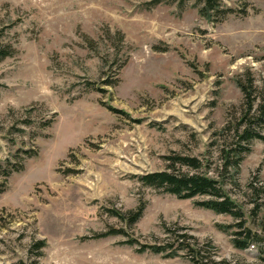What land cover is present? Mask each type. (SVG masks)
Returning a JSON list of instances; mask_svg holds the SVG:
<instances>
[{
	"label": "rangeland",
	"instance_id": "obj_1",
	"mask_svg": "<svg viewBox=\"0 0 264 264\" xmlns=\"http://www.w3.org/2000/svg\"><path fill=\"white\" fill-rule=\"evenodd\" d=\"M153 1L0 0V163L21 165L0 193V264H197L139 251L169 229L210 260L264 264V242L234 248L236 221L198 206L204 197L138 180L173 154L217 177V147L243 110L237 80L248 74L264 96V0H219L210 19L203 0ZM236 178L223 188L264 239V197L256 207L250 195L264 185L263 140ZM139 205L130 226L111 213ZM111 229L122 233L96 236Z\"/></svg>",
	"mask_w": 264,
	"mask_h": 264
},
{
	"label": "trees",
	"instance_id": "obj_2",
	"mask_svg": "<svg viewBox=\"0 0 264 264\" xmlns=\"http://www.w3.org/2000/svg\"><path fill=\"white\" fill-rule=\"evenodd\" d=\"M163 0H154L153 4ZM219 8V0H203L200 7V14L207 19L213 16ZM5 52L0 51V56H5ZM115 82L105 81L103 85L112 86ZM237 86L243 94V110L240 113L236 126L233 128V135L230 142H224L218 148L221 164L217 177H211L203 170L202 160L184 155L167 156V168L163 171L148 173L140 176L138 180L145 186L161 189L163 192L175 195L180 199H192L195 197H204L203 200L196 202L200 207L212 210L218 214L231 216L236 223V231L232 232V245L239 250H245L252 244L264 242V239L253 232L246 224L245 212L241 205L233 200L224 190L225 178L232 185H237V174L240 163L246 153L249 151V144L254 139L264 141L261 131L264 129V96L256 95V90L250 76L247 74V82L243 83L237 80ZM101 89V88H99ZM100 91H103L102 89ZM47 125H49L47 123ZM28 157L34 155L32 151L21 150ZM21 165L17 162L0 163V193L6 187V179L14 171H18ZM186 169V170H183ZM250 195L255 198L256 203L264 197V185L257 187L250 186ZM143 211V205H139L135 211L128 214H121L116 210H111L112 215L126 222L129 226L138 221ZM170 236L163 244L141 245L139 251L148 250L152 253L166 254L169 257L177 255L179 251L185 252L192 262L200 264H228L226 261L216 262L210 260L201 254L203 248L196 244L192 236L181 233L177 234L176 230H167ZM122 233V230H114L96 235L103 237L109 234ZM126 243L134 244L135 240H128ZM43 242L36 245L40 249ZM264 261V258H262ZM205 261V262H204ZM30 264H38L35 260Z\"/></svg>",
	"mask_w": 264,
	"mask_h": 264
}]
</instances>
